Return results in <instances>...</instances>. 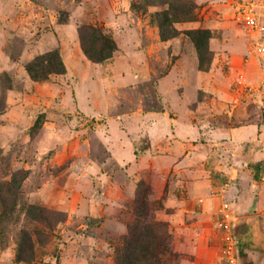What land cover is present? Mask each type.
I'll list each match as a JSON object with an SVG mask.
<instances>
[{"label": "rangeland", "instance_id": "obj_1", "mask_svg": "<svg viewBox=\"0 0 264 264\" xmlns=\"http://www.w3.org/2000/svg\"><path fill=\"white\" fill-rule=\"evenodd\" d=\"M241 1L0 0V264H117L143 191L168 223L172 264H264V236L227 251L239 216L258 215L264 231V50L253 47L264 24L252 37ZM86 25L113 39L110 56L86 55ZM50 50L64 71L34 78L27 63ZM241 125L254 128L232 147L236 194L216 197L202 234L186 238L167 202L209 186L210 130Z\"/></svg>", "mask_w": 264, "mask_h": 264}, {"label": "trees", "instance_id": "obj_2", "mask_svg": "<svg viewBox=\"0 0 264 264\" xmlns=\"http://www.w3.org/2000/svg\"><path fill=\"white\" fill-rule=\"evenodd\" d=\"M155 16L159 20L161 35H170L171 33L165 25L166 21L169 20L166 12H157ZM84 28L92 31L94 35L92 42L95 44L91 47L81 37L86 55L96 61L110 56L116 48L113 39L100 26H82L81 34ZM26 68L34 78H44L50 72L64 71V64L58 51L50 50L29 61ZM260 164V162L255 163L254 168L258 170ZM133 211L134 217L128 225L127 234L124 236L121 245L116 248L117 264H172L178 254L173 250L168 223L154 217L152 204L148 202L144 191L136 195ZM238 253L242 262L244 260L249 261L247 253L243 249L239 248ZM18 258L19 260L23 259L20 253H18Z\"/></svg>", "mask_w": 264, "mask_h": 264}, {"label": "crops", "instance_id": "obj_3", "mask_svg": "<svg viewBox=\"0 0 264 264\" xmlns=\"http://www.w3.org/2000/svg\"><path fill=\"white\" fill-rule=\"evenodd\" d=\"M204 88L208 92L213 93V95H217L218 91L214 87L212 81L209 82V85H205ZM253 128L249 129L247 125L216 126L210 130L217 145L215 153L219 156L216 155L212 157V166L203 168L209 186L204 191H199L196 188H183L180 191V194L178 196L176 195L179 198H175L176 200H174L170 197L171 201L169 200L167 202L169 206L173 207L175 212L165 218L174 221L173 217L179 215L182 224L178 223V228H180V230L186 229L184 230L186 238H196L202 234V229L205 227L206 221H210L212 214L218 206L216 205L218 197H225V195L232 197L233 194H236L235 187L231 186L232 184L230 185L229 183L231 179L238 174L240 166L238 161L240 160L236 159V155L231 154L233 151L232 147L238 149L242 148L246 140L252 138L249 135L251 133L250 130L253 132ZM189 144H191L189 141L184 143L186 146ZM248 154L255 156L256 153L253 152ZM256 158L257 159L254 160L255 162L252 164V167H254L255 163L260 162L257 160H260L261 157ZM188 170L189 168L187 167L185 171ZM222 190H225L227 193L222 192ZM188 218H191L192 221L186 222V219ZM197 260L198 257H196L194 262Z\"/></svg>", "mask_w": 264, "mask_h": 264}, {"label": "built area", "instance_id": "obj_4", "mask_svg": "<svg viewBox=\"0 0 264 264\" xmlns=\"http://www.w3.org/2000/svg\"><path fill=\"white\" fill-rule=\"evenodd\" d=\"M238 18L243 21L249 32L252 33V37L255 36V33H260V29L264 24V0H242L239 3ZM253 47L258 48L259 50H264V43L256 44ZM224 226L227 227V224ZM226 237L230 239L231 235L227 234ZM236 241L237 239L230 241V245L227 247L228 252L233 254V245ZM236 252H238L237 249Z\"/></svg>", "mask_w": 264, "mask_h": 264}, {"label": "water", "instance_id": "obj_5", "mask_svg": "<svg viewBox=\"0 0 264 264\" xmlns=\"http://www.w3.org/2000/svg\"><path fill=\"white\" fill-rule=\"evenodd\" d=\"M245 224L244 230H237V241L239 244L248 243L251 247L260 244L264 231L261 229L260 218L258 215H243L237 219V224Z\"/></svg>", "mask_w": 264, "mask_h": 264}]
</instances>
